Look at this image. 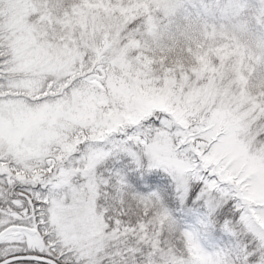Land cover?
Listing matches in <instances>:
<instances>
[{
  "label": "snow or ice",
  "instance_id": "1",
  "mask_svg": "<svg viewBox=\"0 0 264 264\" xmlns=\"http://www.w3.org/2000/svg\"><path fill=\"white\" fill-rule=\"evenodd\" d=\"M0 264H264V0H0Z\"/></svg>",
  "mask_w": 264,
  "mask_h": 264
}]
</instances>
